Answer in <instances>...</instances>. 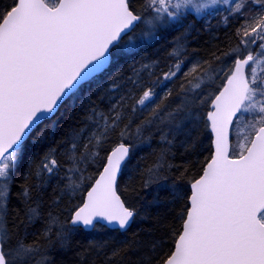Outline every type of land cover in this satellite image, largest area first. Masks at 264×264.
<instances>
[{"label":"snow or ice","instance_id":"snow-or-ice-1","mask_svg":"<svg viewBox=\"0 0 264 264\" xmlns=\"http://www.w3.org/2000/svg\"><path fill=\"white\" fill-rule=\"evenodd\" d=\"M215 16L230 28L237 22L228 44L193 63L189 25L195 31L198 17ZM176 32L163 61H136L132 75L116 71ZM257 66H264V0H0V264H57L76 234L127 233L142 217L122 198L135 192L132 181L123 188L122 181L153 129L168 147L139 174L143 188L172 175V222L157 217L146 238L90 243L78 264L97 249L107 264H264ZM77 100L74 126L56 147L41 148L61 109ZM201 127L210 154L195 175L185 168L175 176L167 162L173 142L184 136L186 150L194 148ZM113 137L119 143L89 174ZM54 182L49 204L44 193Z\"/></svg>","mask_w":264,"mask_h":264},{"label":"trees","instance_id":"trees-1","mask_svg":"<svg viewBox=\"0 0 264 264\" xmlns=\"http://www.w3.org/2000/svg\"><path fill=\"white\" fill-rule=\"evenodd\" d=\"M2 2L6 4L8 0H2ZM223 15H227V13H223ZM236 24V21H232V27L230 28L222 22L220 16L212 17L209 20L198 17L197 22L194 25L195 31L192 30L193 25L190 24L189 31L187 32L188 38L186 41V47L188 59L194 63L196 60L208 58L209 54L217 47L226 48L229 37L232 35V30ZM174 35L178 36L180 33H173V35H168L166 39H161L159 43L145 46V48L136 56L126 61H121L120 64L117 65L116 71L132 75L129 65L136 61L142 59L145 63H150L153 60L163 61L166 56V51L171 50V42ZM137 67H139V65H137ZM161 67H163V63L161 64ZM113 74H115V72ZM108 79V77H105V81ZM95 87L96 86L93 85V90ZM87 94L88 93H85V95ZM92 99L97 100V96L92 95ZM97 102L101 103L98 100ZM84 103L86 104V100ZM106 104L107 101L101 103V108L104 109ZM81 115L80 100L75 101L74 104L70 103L61 109V114L56 126L49 128L50 141L42 145L41 148L46 149L49 146L56 147L64 138L65 133L70 127L74 126V123ZM193 135L198 136V141L194 148L186 150L185 143H182L186 141L184 136H177L171 146L167 162L169 165L173 166L171 172L177 177L185 172V168H188L191 174L195 175L203 164L205 157L210 154L208 132L201 127L199 132L194 133ZM117 143H119V141L113 137L104 145V151L100 152V156L95 164H92L91 167L88 168L89 174H94L97 171L99 165L102 163L103 157L111 150V148L116 146ZM188 143H190V141H188ZM167 147L168 145L166 142L161 141L159 133L155 132V129H153L150 147L148 145H142V150L138 149L136 151L132 163L129 165L128 169L125 170L122 188L126 187L131 180L135 187V192L133 193L129 190L123 194L122 198H126L129 204L137 207L140 210L142 218L133 223L127 233H121L120 235L104 231L76 234L73 237L72 248L68 251H60L56 254L55 258L57 264H78L76 254L78 252H83L90 243H102L108 241L109 244H111L112 241L130 240L133 238V233H136L140 238H146L147 230L158 226L156 220L157 217L166 219L169 223L172 222L173 212L171 211V208L173 206L168 202L169 192L167 190V185L172 182V175L165 173L166 175H169L167 181H162L160 185H151L148 188H143V180L139 174L146 165L151 166L153 164L155 161V154L158 153L161 148ZM185 187H187L186 184ZM55 188V182L50 186H46L44 195L45 200L49 204L51 203V198L58 195V192L54 191ZM16 190L18 189H14V191ZM157 200L159 203H153V201ZM12 205L13 207L19 206V202L15 197L12 199ZM66 205L67 201L60 205V209L65 208ZM104 251L105 250L103 249H97L96 251L83 256L82 260L86 262V264H107Z\"/></svg>","mask_w":264,"mask_h":264},{"label":"rangeland","instance_id":"rangeland-1","mask_svg":"<svg viewBox=\"0 0 264 264\" xmlns=\"http://www.w3.org/2000/svg\"><path fill=\"white\" fill-rule=\"evenodd\" d=\"M212 17H209L207 20L211 19ZM257 71H264V66H257Z\"/></svg>","mask_w":264,"mask_h":264}]
</instances>
